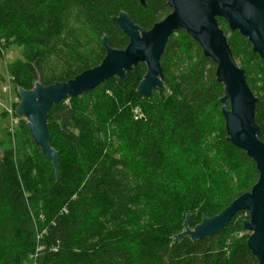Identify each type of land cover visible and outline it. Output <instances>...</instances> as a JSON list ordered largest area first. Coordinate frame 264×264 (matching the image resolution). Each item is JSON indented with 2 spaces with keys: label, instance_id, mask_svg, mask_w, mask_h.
Instances as JSON below:
<instances>
[{
  "label": "trees",
  "instance_id": "trees-1",
  "mask_svg": "<svg viewBox=\"0 0 264 264\" xmlns=\"http://www.w3.org/2000/svg\"><path fill=\"white\" fill-rule=\"evenodd\" d=\"M171 11L167 0H0V45L23 46L24 60L8 67L19 87L30 90L35 82L47 87L99 66L106 57L104 37L112 49L126 50L129 39L115 21L121 13L148 31ZM215 19L256 98L253 122L264 144V61L245 34L231 30L222 16ZM159 64L163 87L150 97L136 90L141 69L147 71L139 62L124 79L110 77L51 105L47 128L58 153L59 177L54 176L52 187L48 184V192L31 171L50 159L30 135L21 153L2 152L0 264H25L32 257L34 264H259L247 245L250 235L241 233L248 231V210L237 211L210 237H174L182 232L186 214L191 215L189 228L219 214L251 191L259 173L227 134L220 102L226 86L217 79V64L185 29L169 35ZM111 78L121 83L115 89L118 99L95 100ZM137 96L144 102L141 107ZM64 101L68 106H60ZM135 106L141 113L137 118ZM95 118L105 126H97L100 133L122 141L123 151L89 154L83 144L91 140ZM58 120L77 128L85 120L89 130L57 143ZM24 129L29 131L26 123ZM65 149L87 168L75 166L65 175L60 153ZM150 198L168 208L169 220L127 233L129 215ZM186 198L188 204L180 201ZM175 210L182 215L176 221Z\"/></svg>",
  "mask_w": 264,
  "mask_h": 264
},
{
  "label": "water",
  "instance_id": "water-1",
  "mask_svg": "<svg viewBox=\"0 0 264 264\" xmlns=\"http://www.w3.org/2000/svg\"><path fill=\"white\" fill-rule=\"evenodd\" d=\"M167 3L172 11L148 31L134 25L124 12L115 18L129 44L124 51L114 50L104 37L106 57L99 66L64 83L47 87L35 83L34 90L18 87L20 101L14 113L27 119L34 143L50 159L57 177L58 153L50 146L51 136L47 128V111L51 105L67 97L78 96L110 77L124 79L126 72L139 62L146 64L147 71L136 90L150 97L154 89L163 87L159 60L167 38L174 30L185 29L204 54L217 64V79L225 82L226 86V94L220 102L227 134L236 147L254 160L259 177L250 192L234 200L219 214L203 217L193 230L188 227L190 213L187 214L183 224L185 231L174 237L188 236L192 240L210 237L222 230L237 211L248 210L250 218L245 220L244 227L251 235L247 238V245L258 263L264 264V144L258 139L259 127L253 122L256 98L249 90L243 70L235 63L215 19L220 15L231 30L238 29L245 34L253 45V51L264 61V0H167Z\"/></svg>",
  "mask_w": 264,
  "mask_h": 264
},
{
  "label": "rangeland",
  "instance_id": "rangeland-1",
  "mask_svg": "<svg viewBox=\"0 0 264 264\" xmlns=\"http://www.w3.org/2000/svg\"><path fill=\"white\" fill-rule=\"evenodd\" d=\"M23 51L24 49L22 45H17V44H9L5 46L0 45V156L2 152H4V150L7 149H12L14 155L16 153H21L24 148L23 146L27 143L30 144V137H32L30 130L27 132L24 129V124L25 123L27 124V119L25 117H20L14 113V110L20 101V97L17 91V88L19 86L17 85L16 82H14V78L8 70L9 66L13 65L14 63L17 64L18 62L24 60ZM235 63L237 64L238 67L239 65H241L239 59L235 60ZM141 70H143L145 73V69H141ZM144 73L142 74L141 78H143V75L146 74ZM35 83H39V82H35ZM35 83L33 84L31 90H34ZM106 87H107L106 91L103 92L104 94L98 93L97 96L99 97L95 98V100L101 101L102 99L105 98L110 100L118 99V97H115V89H120L121 83L116 78H111L107 81ZM158 93H160V90L158 91ZM160 96H162V94H160ZM135 102L138 106L144 103L142 102V98H140L139 96L135 98ZM68 104L69 102L64 101L60 106H68ZM138 109L139 108L137 106L132 107V111L135 114L136 118L141 114V113L138 114ZM93 122H94V130L92 131V133H90L91 140H86L83 144L85 148L88 150L89 154L98 153L100 156H103L104 153L106 152V148L109 153L115 150L113 154H118L120 153V151H123L125 149V146L123 145L122 141L117 143L115 140H110L107 135L105 137L104 134L100 133L102 129L97 128V126L99 127H105V126H102L101 123L98 122L97 118H95ZM54 124L58 126V129L54 135L57 143L65 142L66 138L68 140H73L75 137H78L82 131L87 132L89 130V126L85 120L81 121L82 128H77L74 126L64 127L63 123L60 120H58ZM209 139L212 140V136ZM54 144L56 145V143ZM60 153H61V165H62L63 173L65 175H67L69 171L72 174V168L75 166H79V169L87 168L86 167L87 165L81 162L79 158L70 157V154H68L66 149L63 151L61 150ZM27 154L28 155L30 154L29 150H27ZM115 156L118 157V155ZM31 160L33 161L36 160L34 154L31 156ZM45 160L46 161L44 162H46V165H44V163L41 161L44 166L38 168L37 165L35 164V168L32 169L31 174L34 175L37 174V178L42 183L41 190L42 191L46 190V192H48V187H49L48 184H51L55 179L54 177L55 169H53L52 164L47 158ZM137 173L140 176L139 171ZM58 177H59V172L57 178ZM28 195L29 194L26 191L24 193L25 199H27ZM180 201L184 204H188L190 199L186 198ZM140 206H141L140 210H138L137 212H132L129 215V220L127 221V223L129 224L128 228H130V230L129 231L126 230L127 233H132L134 228H137L139 230H146L148 229V227L156 224V222H162L163 220L167 222L169 220L168 216H170L171 212L168 214V208L160 204L154 198L145 199L144 201H142ZM29 211H30L29 212L30 215L34 217V211L32 209H29ZM38 212H39L38 214H40V209H38ZM38 216H40L38 217L39 219L42 217L41 214ZM173 217H174V221H176L181 219L182 215L179 211L175 210ZM186 217L187 214L185 218ZM125 223L126 220L124 224ZM182 229H183L182 231H185L184 227ZM190 230H193V228H190ZM241 233L242 235H246V236L251 235L250 231H243ZM30 259L25 264H34V262L33 263L30 262Z\"/></svg>",
  "mask_w": 264,
  "mask_h": 264
}]
</instances>
